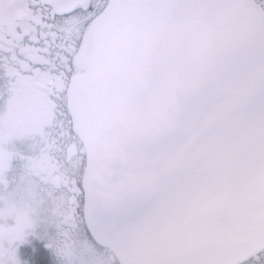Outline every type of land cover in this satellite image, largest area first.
<instances>
[{
  "label": "snow or ice",
  "instance_id": "snow-or-ice-1",
  "mask_svg": "<svg viewBox=\"0 0 264 264\" xmlns=\"http://www.w3.org/2000/svg\"><path fill=\"white\" fill-rule=\"evenodd\" d=\"M0 264H264V0H0Z\"/></svg>",
  "mask_w": 264,
  "mask_h": 264
}]
</instances>
